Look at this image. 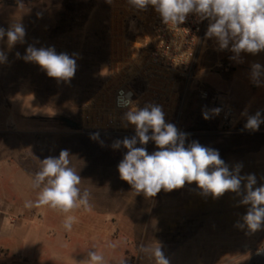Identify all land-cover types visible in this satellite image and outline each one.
Returning <instances> with one entry per match:
<instances>
[{"label":"crops","instance_id":"1","mask_svg":"<svg viewBox=\"0 0 264 264\" xmlns=\"http://www.w3.org/2000/svg\"><path fill=\"white\" fill-rule=\"evenodd\" d=\"M109 22L108 17V29ZM107 39L108 54L101 66L104 82L99 92L104 104L95 106L97 98L92 99L83 110L82 126L104 133L118 128L120 137H132L133 125L123 127L121 118L118 122L111 118L117 114L112 115L110 109L113 91L107 81L111 60ZM216 44L206 33L202 36L191 81L186 85L178 79L167 102L161 104L165 120L174 124L179 112L181 132L200 138L198 142L203 146L217 149L230 168L242 162L241 175L254 173L259 186L264 183V131L220 133L218 116L203 118L202 108L214 106L210 100H202L200 94L207 92L233 108L235 125L244 128L246 117L240 114L246 108L250 115L258 110L264 114V86H254L249 78L252 63L264 65V52L255 56L242 53L243 62L237 63L229 58L233 55L230 51L219 52L218 47L214 51ZM135 88L138 95L145 93L141 82ZM143 100L137 104L141 108L151 102ZM91 104L96 108H90ZM15 153L17 156L10 161V177H0V187L4 183L9 186L6 193L0 189V264H87L89 251L102 254L104 264H131L134 259L138 264H155L150 254L141 251V245L152 247L157 241L171 264H222L217 251L237 249L240 240L249 235L246 229L234 227L248 207L238 206L240 197L234 193L215 200L204 197L194 183L146 197L121 179H89L80 184L82 191L90 192L89 211L78 208L63 213L47 206L35 207L39 190L33 187V179L41 165L32 167L27 157ZM30 201L33 207H26ZM67 215L76 218L70 231L63 226ZM113 244L116 247H111Z\"/></svg>","mask_w":264,"mask_h":264},{"label":"clouds","instance_id":"2","mask_svg":"<svg viewBox=\"0 0 264 264\" xmlns=\"http://www.w3.org/2000/svg\"><path fill=\"white\" fill-rule=\"evenodd\" d=\"M106 2L111 4L113 0ZM127 3L138 11H146L148 6H152L166 26L178 27L193 13L200 21L208 20L206 37L216 40L218 50L233 53L229 58L237 63L243 62L242 53L255 56L264 52V0H127ZM25 36L26 30L21 23L11 24L8 29L0 27V40L6 37L9 49L18 43L24 44ZM77 55L57 53L54 46L37 48L29 44L25 54L21 56L17 52L16 58L38 65L58 83H70L77 71ZM7 63L8 55L0 49V65ZM249 78L254 86H264V65L252 63ZM133 95L131 90L120 89L115 100L117 108L127 109L121 117L122 126L130 124L135 128L134 136L117 139L111 145L114 150L121 147L127 149L118 164L120 179L137 194L143 193L146 197H155L162 190L170 192L193 183L201 195L211 196L214 200L234 193L240 197L238 206H248L234 227L246 229L247 234L264 228V183L256 186L254 173L241 175L242 162L230 168L217 149L203 146L195 140L186 146L189 134L166 122L162 105L148 102L142 108L138 107V102L132 99ZM202 95L206 96V93ZM222 111L221 107L208 109L205 106L202 116L209 120ZM228 115L225 113L226 117ZM240 115L246 117L243 130L256 132L264 124V114L260 110L250 115L246 108ZM90 139L104 146L99 131L90 133ZM150 141L158 149L151 154L145 147ZM138 143L140 147L136 146ZM69 154L67 149H62L58 157L48 156L41 161L40 170L33 179V187L39 190L35 207L47 206L63 213L78 208L85 211L91 209L90 192L81 190V176L70 166ZM261 179L264 180V177ZM25 206L31 208L33 202H27ZM75 220L74 216L67 215L64 228L70 231ZM141 251L150 254L155 264H171L158 241L152 247L141 245ZM256 254H264V250ZM87 264H104V256L89 251Z\"/></svg>","mask_w":264,"mask_h":264},{"label":"rangeland","instance_id":"3","mask_svg":"<svg viewBox=\"0 0 264 264\" xmlns=\"http://www.w3.org/2000/svg\"><path fill=\"white\" fill-rule=\"evenodd\" d=\"M3 1L7 3L0 4V27L8 29L11 24L21 23L26 42L9 49L7 38L0 40V49L8 55V63L0 65V177H10V161L17 156L16 151L20 157H27L32 167H38L44 158L58 157L62 149H67L70 166L81 181L120 179L118 164L127 149L114 150L111 145L125 137L82 126L83 110L92 99L104 97L99 92L104 82L101 66L108 54L109 5L103 0H39L31 4L29 0ZM29 44L78 54L71 82L58 83L38 65L17 59L16 53L23 56ZM96 131L104 141L103 147L90 139V133ZM199 139L188 136L185 143ZM145 147L149 154L157 149L152 141ZM0 189L6 193L9 186L4 183ZM259 250H264V228L241 239L237 249H223L216 254L222 264H264V254H256ZM133 262L138 264L136 259Z\"/></svg>","mask_w":264,"mask_h":264},{"label":"built area","instance_id":"4","mask_svg":"<svg viewBox=\"0 0 264 264\" xmlns=\"http://www.w3.org/2000/svg\"><path fill=\"white\" fill-rule=\"evenodd\" d=\"M103 1L109 5L110 13L108 37L111 60L107 77L113 91L110 109L112 115L117 114L111 118L118 122V117L121 118L127 111L116 107L118 90L133 91L132 99L138 104L147 98L161 105L167 102L171 89L178 79L184 81L186 85L189 84L196 68L200 40L207 31L209 21H200L193 13L189 14L185 23L178 27L166 26L152 6H148L146 11H138L129 6L127 0H113L111 4ZM218 51L225 53L229 50ZM137 82L144 84L145 93L138 95L135 88ZM204 93L206 96L202 95ZM200 98L210 100L214 107L223 109L218 116L220 133L248 132L235 125L236 113L233 108L222 104L217 97L210 96L207 92H202ZM97 103L101 106L103 101L97 100L95 106ZM90 108L96 107L91 104ZM225 113L229 115L226 117ZM179 115L178 112L175 126ZM258 131H264V124H261ZM118 132L116 128L108 133Z\"/></svg>","mask_w":264,"mask_h":264},{"label":"trees","instance_id":"5","mask_svg":"<svg viewBox=\"0 0 264 264\" xmlns=\"http://www.w3.org/2000/svg\"><path fill=\"white\" fill-rule=\"evenodd\" d=\"M39 0H29V3L31 4V3H36V2H38ZM5 3H7L6 1H3V0H0V4H5ZM11 4V3H10ZM13 4V3H12Z\"/></svg>","mask_w":264,"mask_h":264}]
</instances>
